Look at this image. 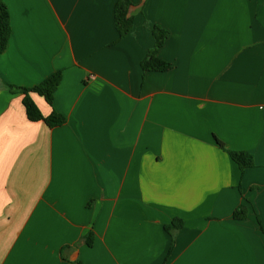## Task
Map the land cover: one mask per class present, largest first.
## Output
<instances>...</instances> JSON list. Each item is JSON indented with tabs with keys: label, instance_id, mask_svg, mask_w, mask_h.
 <instances>
[{
	"label": "crops",
	"instance_id": "crops-1",
	"mask_svg": "<svg viewBox=\"0 0 264 264\" xmlns=\"http://www.w3.org/2000/svg\"><path fill=\"white\" fill-rule=\"evenodd\" d=\"M117 1L2 0L0 264H264V0H128L121 38Z\"/></svg>",
	"mask_w": 264,
	"mask_h": 264
},
{
	"label": "trees",
	"instance_id": "trees-1",
	"mask_svg": "<svg viewBox=\"0 0 264 264\" xmlns=\"http://www.w3.org/2000/svg\"><path fill=\"white\" fill-rule=\"evenodd\" d=\"M129 5L130 3L128 0H118L114 5L113 21L118 38L127 35L131 30L133 20L130 16L127 15ZM9 33L10 28L8 11L5 4L2 2V0H0V52L5 49ZM151 34L154 41L153 47L150 51H148L144 59L141 61L140 67L142 71H167L168 69H170V64L157 57V51L163 44V41L166 37V31L154 25L151 28ZM59 81L60 73L56 72L33 87L23 88L9 86L8 89L10 91L20 92L23 95L22 105L24 107L26 117L29 121H43L48 127H55L64 123V117L55 112H52L47 117H43L34 102L31 100L29 93H36L37 95L43 97L48 104H51L53 92L56 89ZM214 140L219 148L225 150L222 142H220L217 138H214ZM226 152L241 170L250 167L253 164L252 156L246 152ZM245 212V206L240 205L233 211L232 217L234 220H240L244 218ZM181 225V220L175 219L172 220L170 224L164 226V229L167 232H171L178 230ZM83 240L88 246H91L93 242V234L91 232H87L83 236Z\"/></svg>",
	"mask_w": 264,
	"mask_h": 264
}]
</instances>
